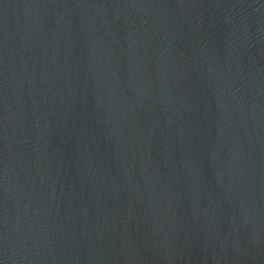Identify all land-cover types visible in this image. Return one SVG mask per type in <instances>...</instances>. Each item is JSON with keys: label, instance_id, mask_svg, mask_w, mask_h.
<instances>
[{"label": "water", "instance_id": "1", "mask_svg": "<svg viewBox=\"0 0 264 264\" xmlns=\"http://www.w3.org/2000/svg\"><path fill=\"white\" fill-rule=\"evenodd\" d=\"M0 264H264V0H0Z\"/></svg>", "mask_w": 264, "mask_h": 264}]
</instances>
